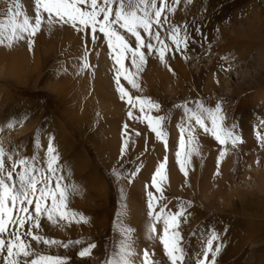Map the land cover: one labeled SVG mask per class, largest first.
Instances as JSON below:
<instances>
[{
  "label": "rangeland",
  "instance_id": "1",
  "mask_svg": "<svg viewBox=\"0 0 264 264\" xmlns=\"http://www.w3.org/2000/svg\"><path fill=\"white\" fill-rule=\"evenodd\" d=\"M18 2L29 16L35 15L34 0ZM6 15L7 5L0 0V19ZM168 21L182 29L186 26L187 50L168 54L172 72L155 54H149L139 77L142 90L137 93L130 88L134 95L150 97L161 105L153 115L167 117V149L146 121L128 117L129 106L115 90L113 61L102 34L97 33L93 44L90 34L85 37L68 26H57L51 33L43 28L34 38L32 51L25 41L17 43L24 44L20 56L8 53L3 58L4 46H0V125L13 117L24 118L10 132L5 130L6 147L19 146L27 157L37 154L43 164L48 138L54 136L66 180L79 187L69 199V208L89 218L87 224L73 222L63 229L41 221L45 236L85 241L67 250H48L69 257V264H104L120 239L114 224L122 203L127 215L121 221L134 230L137 252L147 249L158 264H169L159 240L147 239V192L155 194L151 178L165 156L166 169L172 168L175 178L162 184L160 203H167L166 211H176L179 203L192 202L180 228L189 259L215 229L223 245L217 264H264V191H258L254 182L264 173V147L256 138L254 120H264V100L252 102L258 92H264V0H181ZM85 41L92 68L77 74ZM197 100L208 106L222 101L225 124L235 125L244 141L235 150L229 145L219 176L215 173L223 146L202 129H197L200 155H193L187 177L175 162L177 125L182 118V110L175 105L187 101L191 106ZM254 105L259 108L255 114ZM37 132L39 149L34 142ZM125 136L129 147L121 158ZM113 169L123 177L136 175L130 182L117 179ZM157 232H162L160 224ZM88 243H95L96 248L90 257L80 258L79 249Z\"/></svg>",
  "mask_w": 264,
  "mask_h": 264
},
{
  "label": "snow or ice",
  "instance_id": "2",
  "mask_svg": "<svg viewBox=\"0 0 264 264\" xmlns=\"http://www.w3.org/2000/svg\"><path fill=\"white\" fill-rule=\"evenodd\" d=\"M4 2L7 5V15L0 19V46L12 48L25 41L29 51H32L36 35L43 28L51 33L57 26H68L77 33H83L85 37L90 34L93 44L98 38L97 33L102 34L109 49V57L113 61L115 90L120 100L129 106L128 117L146 121L156 138L167 149V132L164 130L167 117L153 115V112L159 113L161 105L150 97L134 95L121 80L139 93L142 90L139 77L149 54H155L170 72L173 71L166 57L170 52H185L189 42L186 26L182 29L168 21L181 0H172L170 4L167 0H34V16L23 11L18 0ZM187 2L190 3L191 0ZM184 58L187 59V56ZM79 59L77 74L92 68L86 41L84 53ZM175 107L183 112L181 122L177 125L179 141L175 152L179 171L187 177L193 155H200L197 129H202L223 146L215 173L219 176V165L228 155L229 145L231 150H235L244 142L242 136L235 131V125L228 127L225 124L223 102L218 101L215 106H208L197 100L191 102L190 106L186 101ZM137 109L138 114L134 115V110ZM23 119L13 117L0 125V264H69V257L49 254L48 250H67L71 246L84 245L85 241L77 239L65 242L45 236L41 221L46 219L50 224L63 229L73 222L87 224L89 218L69 208V199L79 192V187L66 180L54 136L50 135L48 138L43 164L39 162L37 154L27 157L21 154L19 146L6 147L5 130L10 132L18 124H22ZM127 128L128 124H125V131ZM255 135L264 147V120L260 121ZM39 136L40 133L37 132L34 141L37 149L42 147ZM128 147L129 139L125 136L121 158ZM166 165L167 156L159 163L151 178V187L160 196L157 197L153 191L147 192L150 218L147 239L159 240L169 264H217V256L223 245L215 229L204 240L200 250L189 259L180 228L190 215L188 209L192 207V202L179 203L176 211H166L167 203H160L164 198L162 184L167 180ZM113 172L117 179L124 178L129 182L136 175V172H132L128 177H123L118 170L113 169ZM126 215L127 206L122 203L114 224L120 239L114 243L104 264H137V260L139 264H158L147 249L142 254L137 252L133 240L134 230L121 221V217ZM157 224L162 225L161 233L157 232ZM95 248V243H88L79 249L78 256L90 257Z\"/></svg>",
  "mask_w": 264,
  "mask_h": 264
},
{
  "label": "bare ground",
  "instance_id": "3",
  "mask_svg": "<svg viewBox=\"0 0 264 264\" xmlns=\"http://www.w3.org/2000/svg\"><path fill=\"white\" fill-rule=\"evenodd\" d=\"M56 29V28H55ZM59 31H61V30H59ZM45 35L46 36H49L48 34H46L45 33ZM21 45H24L23 43H21ZM21 45H18L17 44V46H16V44L12 47V48H7V47H3V52H2V54H3V58H5L6 56H8L7 54L9 53V54H12V55H14L15 57H17V56H20V52H19V48H20V46ZM24 47V46H23ZM22 47V48H23ZM2 49V48H1ZM26 50V49H25ZM20 53V54H19ZM107 65V64H106ZM105 67H107V66H105ZM74 69V68H73ZM110 70V69H109ZM72 72H74V71H72ZM65 74V73H64ZM63 74V75H64ZM67 78V77H66ZM68 78H72V74L69 76L68 75ZM66 80V79H65ZM69 80V79H68ZM122 81H123V83H127L126 81H124L123 79H122ZM113 82V81H112ZM126 86V88H129V90H130V86L127 84V85H125ZM258 97V98H257ZM260 100H264V92H258V94H256V99L255 98H253L252 99V102H254V101H259L260 102ZM100 101V100H99ZM103 105H106V104H103ZM256 105V104H255ZM254 105V114H255V112H257V111H259L257 108H255V107H257V106H255ZM253 106V105H252ZM110 107V106H109ZM108 109V108H107ZM257 109V110H256ZM181 112V114H179V115H182L183 116V112L182 111H180ZM181 116V117H182ZM253 116V115H252ZM254 120H256V122L255 123H257L256 125L258 126L259 125V121H257V119L255 118ZM246 139H248V138H246ZM110 144V143H109ZM262 168H254V170H261ZM174 170L171 168H167L166 169V174H167V178H168V180H171V179H174L175 178V174H174V172H173ZM259 172V171H258ZM181 173V172H180ZM180 173L178 174V177H180ZM248 178V177H247ZM255 184L257 185V187H258V191H264V173H259V175H258V177L255 179ZM150 190H151V188H150ZM151 191H153V190H151ZM157 192H155V194H156ZM129 197V196H128ZM127 197V200H126V202H127V204L128 205H130V206H132L133 204H132V202H130V199ZM126 198V197H125ZM134 208V207H133ZM160 226H161V228H162V225L160 224Z\"/></svg>",
  "mask_w": 264,
  "mask_h": 264
}]
</instances>
